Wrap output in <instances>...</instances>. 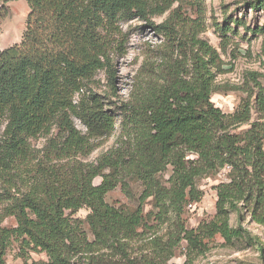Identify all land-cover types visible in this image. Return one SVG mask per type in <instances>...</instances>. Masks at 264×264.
<instances>
[{
	"label": "trees",
	"instance_id": "trees-1",
	"mask_svg": "<svg viewBox=\"0 0 264 264\" xmlns=\"http://www.w3.org/2000/svg\"><path fill=\"white\" fill-rule=\"evenodd\" d=\"M10 1L0 0V7L6 11ZM26 1L30 12L21 43L0 50V203L13 220L0 224V264H7L14 243L22 252L47 254V262L34 264H72L86 256L88 264H105L94 254L96 246L121 248L124 237L144 226L141 205L126 213L106 200L118 184L122 163L103 157L98 165L80 164L75 171L69 160L92 152L97 147L93 139L113 132L117 116L110 106L129 119L127 105L94 88L96 75L105 71L112 95L117 94L115 59L126 53L123 45L116 47L118 24L167 12L163 22L150 23L154 33L182 50L189 47L190 53L160 86L144 93L142 135L132 152L139 154L140 172L149 182L172 164L168 192L182 213L183 205L202 199L198 178L232 166L238 175L216 186L220 217L207 235L228 241L241 236L243 229L230 225L229 212L241 215L242 209L264 226V93L256 97L262 117L244 132L230 131L226 113L212 101L224 61L198 36L200 16L191 19L184 12L186 0ZM248 3L252 9L264 7V0ZM179 66L189 68L185 76ZM234 117L238 123L248 121L250 106ZM53 130L43 149L33 146L32 139ZM106 168L112 171L103 174ZM98 176L103 177L100 184L95 183ZM93 205L104 211L97 213V223L87 220L95 238L90 240L77 213ZM181 231L188 233L185 227ZM197 231L206 232V225Z\"/></svg>",
	"mask_w": 264,
	"mask_h": 264
},
{
	"label": "rangeland",
	"instance_id": "rangeland-1",
	"mask_svg": "<svg viewBox=\"0 0 264 264\" xmlns=\"http://www.w3.org/2000/svg\"><path fill=\"white\" fill-rule=\"evenodd\" d=\"M248 2L186 0L184 4V12L191 19L200 16L198 36L214 46L224 61V70L216 75L217 88L212 101L226 113V122L233 132L246 131L251 122L262 117L256 97L260 91L264 93V7L252 9ZM7 7L6 11L0 7V50L21 43L30 12L26 0L10 1ZM168 14L150 15L146 19L133 17L118 24L116 47L123 45L126 53L115 59L117 94L112 95L105 71L96 75L94 88L100 93L110 94V99L118 105H127L129 119L118 108L110 106L117 116L113 132L93 139L97 147L92 152L69 160L75 171L80 164L96 166L103 157L122 163L118 184L108 193L106 200L126 213L134 212L140 205L142 207L143 227L132 236L124 237L121 248L117 244L98 245L94 254L102 257L105 264H264V226L257 223L247 210L242 209L241 215L236 211L229 212V223L232 227L243 229L241 236L228 241L220 234L214 237L207 235L220 217L216 186L236 178L238 173L235 168L226 166L217 173L198 178L196 184L203 193L202 199L183 205L182 213H179L172 202V192H168L173 165L167 164L151 175L147 182L144 178L146 173L140 172L143 170L137 159L139 154L132 153L142 135L145 91L160 86L175 65L184 63L183 58L190 53L189 47L182 50L162 34L154 33L150 23H161ZM179 67V73L185 76L189 68L181 70L182 66ZM247 105L250 106L251 117L238 123L234 116ZM75 123L86 132L79 119H75ZM55 132L53 130L51 134H41L32 139L33 146L43 149ZM111 171V168H106L102 172L108 174ZM102 180L103 177L98 176L95 183L100 184ZM1 185L0 182V191ZM149 192L150 196L144 197ZM103 211V206L93 205L77 213V217L85 221L90 240L95 238L87 220L97 223V213ZM11 223L13 220L5 215L0 203V224ZM203 225H206V232L199 233L197 229ZM182 227L188 231L186 235L181 231ZM167 244L172 247L164 249ZM87 257H76L72 264H88ZM5 260L7 264H34L47 262L48 256L45 252H22L19 243H14L8 249Z\"/></svg>",
	"mask_w": 264,
	"mask_h": 264
}]
</instances>
